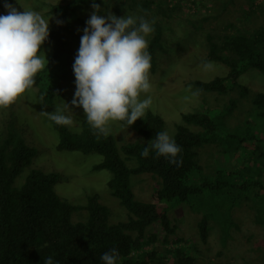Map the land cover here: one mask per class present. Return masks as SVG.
Returning <instances> with one entry per match:
<instances>
[{"label":"trees","instance_id":"obj_1","mask_svg":"<svg viewBox=\"0 0 264 264\" xmlns=\"http://www.w3.org/2000/svg\"><path fill=\"white\" fill-rule=\"evenodd\" d=\"M90 1L51 7L59 23L48 29L43 49L52 44V53L32 86L47 108H54L62 84L73 75L76 53L70 37L74 36L72 21L78 19L75 7ZM131 1L116 0L115 13L119 16L136 6L137 20L152 15L154 31L147 50L152 58L149 74L155 75L158 53H169L162 45L168 8L162 0ZM196 1L203 0H192ZM254 1L248 2L242 19L226 21L220 32L204 34L206 61L227 71L208 80H192L190 85L224 102L219 111L202 103L197 111L181 115V124L171 136L181 147L179 167L155 157L151 150L148 157H142L147 143L118 145L110 134H99L86 120L72 130L49 119L57 151L100 157L91 170L109 173L107 189L125 209V220L110 223L109 210L96 194L88 195L83 206L62 199L54 189L61 178L55 172L31 169L17 185L16 179L29 167L37 148L25 141L8 116L0 138V264H43L49 256L59 264H102L100 256L111 248L118 251L117 264H198L195 244L178 236L177 225L171 222V210L181 205L198 216L196 234L202 244L208 242L213 227L225 244L230 230L240 229L232 214L242 204L254 212L253 222L264 226V93L237 83L249 69L264 76V2ZM241 104L246 108L229 123ZM118 122L146 141L164 131L163 118L150 110L131 126ZM215 150L237 154L241 166L226 171L214 169L213 162V166L204 163V157L213 159ZM143 174L157 182L149 201L137 199L132 189L131 178ZM76 211L85 212L86 219L73 222ZM155 224L163 230L161 238L148 234Z\"/></svg>","mask_w":264,"mask_h":264},{"label":"rangeland","instance_id":"obj_2","mask_svg":"<svg viewBox=\"0 0 264 264\" xmlns=\"http://www.w3.org/2000/svg\"><path fill=\"white\" fill-rule=\"evenodd\" d=\"M72 1L0 0V14H6L3 6L5 2L12 4L18 11L33 9L45 18L50 16L49 29H53L57 25V16L51 7L66 5ZM162 1L165 8H168L165 11L168 18L163 25L162 45L169 53H158L159 70L155 75L149 74L152 88L147 95L151 96L152 103L148 110L163 118L164 131L172 136L175 126L181 124L182 114L197 111L202 103L214 111L222 108L223 99L199 93L190 85V82L196 79L208 80L214 76L226 74L227 70L220 64L211 62V68L204 67L207 62L204 34L208 31L210 33L220 32L226 21L242 19L250 0H203L194 3L192 0ZM131 2L127 0L128 4ZM254 2H264V0ZM95 3L100 6L99 14L103 16L111 13L116 17L131 15L138 18L140 15L138 7L132 6L131 10L126 9L117 16L118 14L115 13V5L118 4L116 0H95ZM75 11L78 19L72 21L74 36L70 37V41L72 51L77 53L79 41L76 37H81L85 21L92 14V1L81 3V6L75 7ZM151 16L147 15L146 20L153 24ZM150 35L146 37L147 40ZM43 51L48 61L52 53V44L45 47ZM237 83L247 86L252 92L264 93V76L254 69L241 74ZM61 91V96L55 99L54 108L45 107L37 89L32 87L9 106L0 108V138L3 136L6 120L11 115L14 128L21 132L30 146L37 148L36 156L29 167L18 176L16 184H21L23 177L31 169L55 172L61 178L54 189L62 199H67L72 205L83 206L88 195L96 194L99 201L109 210L110 223L125 220L127 217L125 209L107 189L109 173L91 170V167L100 161V157L95 154L84 156L74 152H60L55 148L57 138L46 113L50 114L56 110L63 111L65 115L72 118L73 123L67 125L72 130H78L81 122L86 120L83 109L71 104L75 91L74 75L62 84ZM65 103L68 104L69 110ZM245 108L246 106L241 104L228 122L232 123V119L238 117ZM107 127L108 134L115 139L118 145L133 141L148 143L118 121H110ZM240 158L237 154L217 153L215 150L213 159L204 157L203 162L212 166L214 164L216 170L232 171L241 166ZM131 183L135 197L141 201H149L153 188L157 186L156 180L147 174L132 177ZM253 214L250 207L243 204L238 207L232 217L239 224L240 229H231L225 244L222 243V237L216 227L212 228L208 242L200 243L196 234L198 216L192 213L186 205L171 210L170 218L171 222L177 225L178 236L195 244L199 252L198 264H264V226L253 222ZM85 219V212L76 211L71 216L73 222ZM149 233H154L161 238L163 230L155 224L150 227ZM148 248L149 246H144V250ZM158 248L160 250V247Z\"/></svg>","mask_w":264,"mask_h":264},{"label":"clouds","instance_id":"obj_3","mask_svg":"<svg viewBox=\"0 0 264 264\" xmlns=\"http://www.w3.org/2000/svg\"><path fill=\"white\" fill-rule=\"evenodd\" d=\"M3 6L6 14H0V108L9 106L30 89L36 74L47 67L43 44L49 36L50 20V16L45 18L33 9L18 11L7 2ZM92 8L72 64L75 91L71 104L83 109L93 129L108 135L110 121L131 126L151 106V96L147 94L152 88V58L146 37L154 28L144 18L100 15L95 0ZM204 67L211 68V62H205ZM66 107L69 110L68 104ZM46 114L57 125L73 123L61 110ZM150 150L169 164L179 167L182 163L178 158L181 147L167 131L157 132L140 155L148 157ZM118 255L117 249L111 248L102 253L100 260L102 264H117ZM43 264L59 262L49 256Z\"/></svg>","mask_w":264,"mask_h":264}]
</instances>
